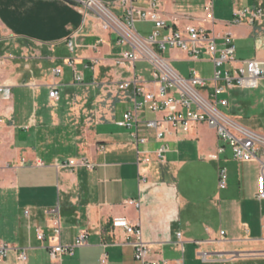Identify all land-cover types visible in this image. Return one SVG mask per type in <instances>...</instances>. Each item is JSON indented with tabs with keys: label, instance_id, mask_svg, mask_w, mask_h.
<instances>
[{
	"label": "crops",
	"instance_id": "0c3cea01",
	"mask_svg": "<svg viewBox=\"0 0 264 264\" xmlns=\"http://www.w3.org/2000/svg\"><path fill=\"white\" fill-rule=\"evenodd\" d=\"M157 1L166 23L160 40L170 29L201 27L218 49L225 47V37H233L235 62L225 69L235 72L251 60L264 69V16L255 22L247 16L239 23L236 17V12L258 8L264 15V0H212L213 22L205 20L208 0ZM70 2L0 0V247L11 248L0 264H21V250L26 264H142L123 222L142 229L149 258L158 264L264 259L258 162L236 161L229 146L220 152L217 133L206 124L159 141L147 123L164 115L149 104L139 109L137 127L119 126L135 99L143 103L133 87L122 94L120 83L139 75L147 91L156 92L158 86L147 63L133 70L119 66V56L131 48L118 45L117 36L104 31L94 13L78 12ZM150 2L135 4L147 9ZM139 25L150 35L138 31ZM135 28L144 39L155 31L150 22ZM63 48L72 56L64 58ZM205 53L202 49L195 59L188 51L168 48L163 56L172 69L184 66L185 78L195 71L209 81L215 67ZM93 59L101 64L92 72ZM57 68L63 70L60 77L53 74ZM53 88L57 99H50ZM207 91L213 93L211 87ZM222 98L229 103L224 113L264 137V78L253 91L234 88ZM163 144L167 152L161 161L157 153ZM256 158L264 161V145L257 147ZM72 159L94 168H58ZM220 169L228 174L224 190L218 186ZM82 233L87 244L76 247ZM56 245L73 248V255L51 259ZM230 253L238 257L226 256Z\"/></svg>",
	"mask_w": 264,
	"mask_h": 264
},
{
	"label": "built area",
	"instance_id": "2783aa9c",
	"mask_svg": "<svg viewBox=\"0 0 264 264\" xmlns=\"http://www.w3.org/2000/svg\"><path fill=\"white\" fill-rule=\"evenodd\" d=\"M75 2L81 11L86 13L92 12L96 15V19L101 23L104 31L113 32L117 36L118 45L130 47L128 51L122 52L117 61L119 66L131 67L134 69L137 63H147L150 66L151 77L158 86L156 92L147 91L145 88V79L142 76L134 75L130 80H125L118 86V90L124 94L130 87L134 88L135 97L143 98V103L134 100V108L125 113L123 120L117 123L124 128L137 127L139 122V109L144 104L150 105V110L155 114H163L160 120L150 121L147 127L155 129L159 141L165 142L168 136L178 132V130L187 131L191 125L206 124L214 129L217 133L220 143V152H223L226 146H229L234 154L236 161L253 162L256 160L259 164V177L257 198L264 200V161L257 157V147L264 145V137L253 132L235 120L231 119L223 109L229 105L228 100L222 96L229 90L241 88L252 90L258 88L260 81L264 78V69L257 60L246 62L245 68L236 69L231 72L225 69V65L235 62V48L232 46L233 37L227 36L224 39V48L218 49L214 37L201 27L190 26L185 32H175L173 29L161 40L159 39L160 29L166 28V23L162 18L160 3L157 0H151L150 7L142 9L136 6L139 0H117L113 2H105L101 0H70ZM76 7V6H75ZM118 12H115L117 11ZM205 20L214 21L213 1L208 0L204 8ZM247 16L251 17V22L259 21L263 18V12L260 8L255 10L246 9L236 12L237 22ZM138 22H150L154 24L155 31L149 38L140 36L135 31V25ZM2 34V29H0ZM100 41L93 45L94 51L98 52ZM73 42L68 47L74 51ZM181 49L188 51L193 58L197 59L202 49L210 60L214 63L215 71L211 80L206 81L198 76L195 71L191 72L190 78H185L177 71L172 69L169 61L163 56L167 49ZM0 59V66L3 64ZM100 59H93L90 64L92 72L100 66ZM70 67H74L69 63ZM62 68L54 70L56 77L63 75ZM83 77L76 73V81L81 82ZM223 85L221 86V84ZM212 88L213 93H208V89ZM59 93L57 88L50 91V99H57ZM138 142L144 143L141 139ZM167 145L163 144L158 151V158L163 161L164 154L167 152ZM59 169H76L87 168L93 169L86 160H69L57 165ZM225 169H220L219 188L224 190L227 188L228 174ZM126 230L129 238L133 239L132 243L135 248L136 260L142 264H158L156 261L150 260L151 247L143 238L142 229L121 223ZM224 235V233H222ZM181 238V235H178ZM43 240V236H39ZM87 244L86 234L82 233L75 243L76 247H83ZM183 250L182 243L179 245ZM11 248L8 245L0 247V263H4L8 258ZM73 248H64L56 245L50 251L51 259L58 260L63 254L73 255ZM28 256L24 250L18 254L21 264L27 263ZM164 264V262H163Z\"/></svg>",
	"mask_w": 264,
	"mask_h": 264
},
{
	"label": "rangeland",
	"instance_id": "374dc122",
	"mask_svg": "<svg viewBox=\"0 0 264 264\" xmlns=\"http://www.w3.org/2000/svg\"><path fill=\"white\" fill-rule=\"evenodd\" d=\"M75 7V6H74ZM75 8H78V6H76ZM79 10H81V8H78V12ZM138 31H140L143 35H150L151 31H145L143 29L142 26H138ZM60 54L62 56H64V58H69L72 56V54L68 51V49H62ZM184 66H177V67H174V69H176L183 77H186L187 76V73L185 69H183ZM223 112H226V110H223ZM226 256H229L230 258H232L233 260L236 259L238 257V255L236 254H226ZM236 257V258H235ZM240 257V256H239ZM220 264H264V259H257V260H251V259H239L238 261H232V262H225V263H220Z\"/></svg>",
	"mask_w": 264,
	"mask_h": 264
},
{
	"label": "water",
	"instance_id": "95a60500",
	"mask_svg": "<svg viewBox=\"0 0 264 264\" xmlns=\"http://www.w3.org/2000/svg\"><path fill=\"white\" fill-rule=\"evenodd\" d=\"M73 6H77V4L75 2H70Z\"/></svg>",
	"mask_w": 264,
	"mask_h": 264
},
{
	"label": "trees",
	"instance_id": "16d2710c",
	"mask_svg": "<svg viewBox=\"0 0 264 264\" xmlns=\"http://www.w3.org/2000/svg\"><path fill=\"white\" fill-rule=\"evenodd\" d=\"M1 47H2V44H0V48H1ZM1 54H2V53H1V49H0V56H1Z\"/></svg>",
	"mask_w": 264,
	"mask_h": 264
}]
</instances>
